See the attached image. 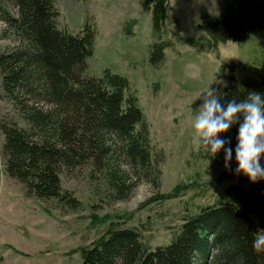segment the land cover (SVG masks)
<instances>
[{
	"label": "trees",
	"instance_id": "16d2710c",
	"mask_svg": "<svg viewBox=\"0 0 264 264\" xmlns=\"http://www.w3.org/2000/svg\"><path fill=\"white\" fill-rule=\"evenodd\" d=\"M143 7L152 16L150 61L157 63L169 46L166 28L177 18L170 0H144ZM59 15L54 0H0V20L17 42L0 51L2 88L27 122L23 127L1 121L6 171L30 195L70 209L82 202L63 186L61 173L67 169L88 166L90 176L102 174L115 200L127 199L142 178L159 186L163 152L152 145L132 82L111 69L100 76L86 74L95 30L89 24L78 32L62 28ZM203 27L208 31L203 41L180 39L201 46L243 42L255 33L264 51V0H230ZM232 79L220 90L225 106L253 91L264 97V74ZM238 128L233 125L220 135L230 141L226 146L233 148V158ZM199 151L224 164L223 149L214 157L201 145ZM240 177L247 187L233 183L215 203L185 216L168 243L152 247L140 227L110 221L82 250V264H264V253L253 250L254 239L264 230V180L252 183L244 174Z\"/></svg>",
	"mask_w": 264,
	"mask_h": 264
},
{
	"label": "rangeland",
	"instance_id": "374dc122",
	"mask_svg": "<svg viewBox=\"0 0 264 264\" xmlns=\"http://www.w3.org/2000/svg\"><path fill=\"white\" fill-rule=\"evenodd\" d=\"M170 1L177 21L166 28L165 57L151 63L155 37L144 0H54L60 27L78 32L89 24L95 30L86 74L100 76L111 69L132 82L150 125L152 145L163 152L159 186L142 178L127 199L115 200L106 178L90 176L83 166L61 173L64 188L81 200L80 208L30 195L6 171L1 121L23 127L27 122L4 94L0 73V264H82V250L110 221L119 219L140 227L152 247L165 244L176 236L185 216L215 203L233 183L248 186L240 177L243 173L235 174V155L231 170L201 155L193 122L202 103L198 97L209 86L220 91L232 76L245 80L264 74L259 36L191 45L180 36L203 41L208 36L204 21L223 12L230 0ZM6 29L0 20V51L17 43ZM231 171V177L221 179Z\"/></svg>",
	"mask_w": 264,
	"mask_h": 264
},
{
	"label": "clouds",
	"instance_id": "9594fccd",
	"mask_svg": "<svg viewBox=\"0 0 264 264\" xmlns=\"http://www.w3.org/2000/svg\"><path fill=\"white\" fill-rule=\"evenodd\" d=\"M222 93L210 86L200 93L202 100L195 110L194 132L200 145L212 156L224 150V166L231 170L233 148L230 141L220 138L233 125L239 124L237 144L234 149L238 167L235 174L243 173L255 183L264 180V97L258 92H250L247 97L237 102L235 99L227 105L221 103ZM242 117V121H241ZM253 250L264 253V230H260L253 241Z\"/></svg>",
	"mask_w": 264,
	"mask_h": 264
}]
</instances>
